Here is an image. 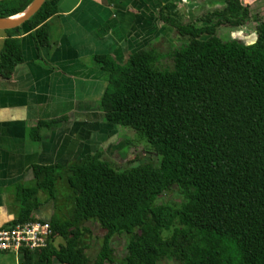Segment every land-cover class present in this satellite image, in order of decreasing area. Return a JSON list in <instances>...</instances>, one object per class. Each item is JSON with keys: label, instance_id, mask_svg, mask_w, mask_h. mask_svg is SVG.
Instances as JSON below:
<instances>
[{"label": "trees", "instance_id": "obj_1", "mask_svg": "<svg viewBox=\"0 0 264 264\" xmlns=\"http://www.w3.org/2000/svg\"><path fill=\"white\" fill-rule=\"evenodd\" d=\"M30 1L0 0V17L20 13ZM209 2L220 7L199 24L160 13L186 38L171 50L170 68L156 66L153 47L130 53L123 64L93 57L106 77L99 100L104 122L132 128L159 163L117 170L101 152H87L65 164L28 166L32 184L15 187L17 211L3 227L32 220L34 211L52 205L58 181L70 191L71 207L63 218L51 209L38 217L49 224L51 240L40 251L23 252L22 264H113L109 239L119 233L128 239L118 264H156L160 257L178 264H264V21L256 23L249 43L221 40L217 27L241 25L248 6ZM55 11L44 0L27 20L4 30L0 69L21 61L15 36L23 30H31L37 48L48 44L45 20ZM42 124L31 129V139L39 138ZM172 186L179 202H154ZM88 220L104 230L91 261L79 245ZM56 236L63 243L54 246Z\"/></svg>", "mask_w": 264, "mask_h": 264}, {"label": "crops", "instance_id": "obj_2", "mask_svg": "<svg viewBox=\"0 0 264 264\" xmlns=\"http://www.w3.org/2000/svg\"><path fill=\"white\" fill-rule=\"evenodd\" d=\"M51 1L56 11L45 20L48 44L37 48L31 30H23L15 36L21 61L11 69H0L2 227L17 211L15 187L32 184L28 166L65 164L74 154L87 152L102 155L92 147L101 148L104 139L116 137L118 126L103 120L99 100L106 77L93 57L108 55L123 64L138 49L164 46L165 36L170 37L174 30L160 20V13L177 18L183 2ZM5 37V31L0 30V49ZM39 121L46 124L33 140L30 131ZM51 207L44 204L33 216L47 217Z\"/></svg>", "mask_w": 264, "mask_h": 264}, {"label": "rangeland", "instance_id": "obj_3", "mask_svg": "<svg viewBox=\"0 0 264 264\" xmlns=\"http://www.w3.org/2000/svg\"><path fill=\"white\" fill-rule=\"evenodd\" d=\"M242 5L248 6V15L245 21L236 27L229 25H220L217 27L215 35L221 40H229L234 38L245 43H249L254 38V29L258 21H264V0H239ZM220 5L209 2V0H183L180 7V15L176 18L182 23L194 22L199 24L198 19L205 13L217 9ZM173 29V28H171ZM168 36L164 38V46L157 47L158 60L156 66L158 68H170L171 62L169 54L172 49L179 47L186 41L185 37H180L174 31L169 32ZM204 37V36H201ZM153 47V45H152ZM147 48V47H146ZM155 48V47H153ZM115 127V126H114ZM116 137L104 139L101 144V148H94L92 150H100L103 152L102 158L107 160L114 169L122 170L129 167L141 164L150 163L153 166H157L159 163V156L154 151L153 147L146 141L145 138L139 136L132 128L118 126ZM91 150V148H89ZM80 155V154H79ZM74 154L71 158H77ZM75 156V157H74ZM65 162V161H64ZM56 200L52 204L51 211L58 217L63 218L67 215L69 208L71 207L69 194L70 191L65 187L62 181H58L56 184ZM44 194L39 192L38 197L42 199ZM181 195L178 192L176 186H172L166 191L159 194L154 202L163 204H174L179 202ZM50 204V203H49ZM44 206V205H43ZM45 206H47L45 204ZM36 217V216H35ZM34 218V217H33ZM85 228L82 236L79 240V245L86 254L88 260H92L100 247L101 239L104 234V230L93 220H88L82 223ZM167 231L163 232L166 235ZM128 235L119 233L111 236L110 246L112 247V255L115 263L118 264L124 255L125 244L127 242ZM54 246L63 243L61 237H54L52 241ZM13 258L10 255L0 254V264H13ZM50 264H55L51 260ZM156 264H178L175 258H158Z\"/></svg>", "mask_w": 264, "mask_h": 264}, {"label": "built area", "instance_id": "obj_4", "mask_svg": "<svg viewBox=\"0 0 264 264\" xmlns=\"http://www.w3.org/2000/svg\"><path fill=\"white\" fill-rule=\"evenodd\" d=\"M51 240V228L47 222L34 219L0 226V253H11L14 264H22L20 256L25 251L36 252Z\"/></svg>", "mask_w": 264, "mask_h": 264}, {"label": "water", "instance_id": "obj_5", "mask_svg": "<svg viewBox=\"0 0 264 264\" xmlns=\"http://www.w3.org/2000/svg\"><path fill=\"white\" fill-rule=\"evenodd\" d=\"M43 2L44 0H31L29 4L18 13V16H16V14L9 17H0V30H7L20 25L35 13Z\"/></svg>", "mask_w": 264, "mask_h": 264}, {"label": "bare ground", "instance_id": "obj_6", "mask_svg": "<svg viewBox=\"0 0 264 264\" xmlns=\"http://www.w3.org/2000/svg\"><path fill=\"white\" fill-rule=\"evenodd\" d=\"M19 14H17L16 16H18Z\"/></svg>", "mask_w": 264, "mask_h": 264}, {"label": "clouds", "instance_id": "obj_7", "mask_svg": "<svg viewBox=\"0 0 264 264\" xmlns=\"http://www.w3.org/2000/svg\"><path fill=\"white\" fill-rule=\"evenodd\" d=\"M34 217V216H33ZM38 218V217H37Z\"/></svg>", "mask_w": 264, "mask_h": 264}]
</instances>
